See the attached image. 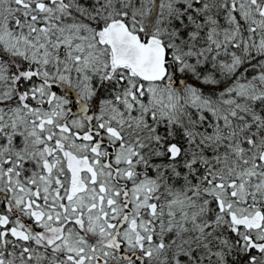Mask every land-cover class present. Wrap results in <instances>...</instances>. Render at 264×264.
<instances>
[{
	"label": "snow or ice",
	"instance_id": "obj_1",
	"mask_svg": "<svg viewBox=\"0 0 264 264\" xmlns=\"http://www.w3.org/2000/svg\"><path fill=\"white\" fill-rule=\"evenodd\" d=\"M0 264H264V0H0Z\"/></svg>",
	"mask_w": 264,
	"mask_h": 264
}]
</instances>
